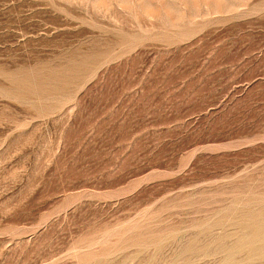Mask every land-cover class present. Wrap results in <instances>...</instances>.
<instances>
[{
  "label": "rangeland",
  "instance_id": "obj_1",
  "mask_svg": "<svg viewBox=\"0 0 264 264\" xmlns=\"http://www.w3.org/2000/svg\"><path fill=\"white\" fill-rule=\"evenodd\" d=\"M0 264H264V0H0Z\"/></svg>",
  "mask_w": 264,
  "mask_h": 264
}]
</instances>
